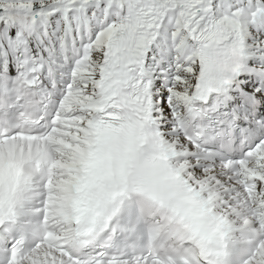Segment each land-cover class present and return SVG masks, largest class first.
<instances>
[{"label":"snow or ice","instance_id":"obj_1","mask_svg":"<svg viewBox=\"0 0 264 264\" xmlns=\"http://www.w3.org/2000/svg\"><path fill=\"white\" fill-rule=\"evenodd\" d=\"M0 264H264V0H0Z\"/></svg>","mask_w":264,"mask_h":264}]
</instances>
